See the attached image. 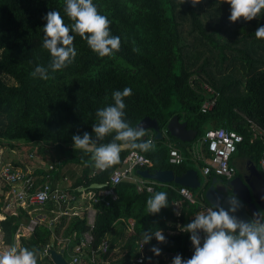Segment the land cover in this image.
I'll use <instances>...</instances> for the list:
<instances>
[{
    "label": "trees",
    "instance_id": "obj_1",
    "mask_svg": "<svg viewBox=\"0 0 264 264\" xmlns=\"http://www.w3.org/2000/svg\"><path fill=\"white\" fill-rule=\"evenodd\" d=\"M93 3L99 13L110 20L111 33L121 38L120 50L101 58L85 39L71 33L75 35V60L62 71L52 74L54 78L45 81L30 76L37 65L47 67L51 59L48 50L42 47L43 27L47 23L43 17L49 11H57L71 27L73 21L64 11L66 0H0V147L3 143H10L14 148L12 142L21 140L53 143L65 158L56 160L55 169L50 173L55 172L57 164L62 165L63 161L83 166L82 175L72 186V192L81 195L78 189L83 187L95 194L97 202L92 203L95 221L91 227L86 215L72 218L65 229L69 240L66 246L70 252L74 253L84 235L89 233L93 240L87 252L90 261L95 257L91 264H136L140 245H144L149 257H156L151 251L156 246L162 250L161 255H181L190 259L195 250L191 233L180 230L193 221L190 216L195 206L179 194L181 187L174 183L160 184L149 193L139 191L133 182L124 181L114 188L117 199L103 197L100 193L112 188V174L124 166L126 156L133 149L122 144L119 162L97 172L92 166L91 153L75 150L72 136L88 132L95 139L92 126L98 122L97 110L114 103L112 93L127 87L132 90V95L124 100L125 119L132 126L135 127L144 117H150L156 118L161 129L165 130L171 117L178 115L189 128L197 131L195 140L200 139L206 130L224 127L243 136L230 164L236 166L237 160H245L259 167L264 139L255 136L251 125L253 123L264 130V46H259L264 39L255 36L257 27L264 26V10L252 21L240 18L233 23L229 20L231 5L225 0H201L195 7L191 0L183 3L191 31L202 43L209 45L211 54L220 62V70L225 64L230 66L233 63L231 67L235 69L236 77L219 78L212 72L208 58L199 64L189 59L176 0H93ZM133 48L139 51L135 52ZM259 48L263 51L257 54ZM236 64L243 70H237ZM195 76L203 77L217 100L213 109L205 114L200 111L201 105L214 99V95L206 91L203 80ZM6 79L12 83H7ZM175 100L178 106L172 109ZM114 135L107 136L100 143L111 142ZM168 135L180 143L177 148L184 162L172 165L165 139H155L154 133L146 129V136L142 139L153 137L154 145L157 143L155 150L137 151L149 158L153 166L138 167L137 174L139 170L150 173L172 170L176 176H181L191 168L189 156L193 150L186 144L193 141L182 142L170 133ZM202 151L203 158L194 162L198 174L205 166L204 160L210 156L206 145ZM213 178L219 177L214 173L205 176L201 194L211 185ZM95 183L107 186L90 189ZM159 191L168 194L169 206L158 214H147V199ZM2 206L0 203V213L5 216L0 220L4 244L17 248L38 247V264H54L50 256H43V252L65 225V216L59 225L40 223L29 235L23 233L16 238L19 227L31 215L23 208L19 209L18 215L6 213ZM47 209L50 213L53 204ZM147 230L177 233L166 234L165 243L153 238L144 244L142 233ZM108 236L121 238L124 243V254L117 262L110 257L111 248L106 254L99 250ZM200 236L202 246L204 238L202 234ZM53 247L59 249L56 242ZM65 258L72 261L68 254Z\"/></svg>",
    "mask_w": 264,
    "mask_h": 264
},
{
    "label": "clouds",
    "instance_id": "obj_2",
    "mask_svg": "<svg viewBox=\"0 0 264 264\" xmlns=\"http://www.w3.org/2000/svg\"><path fill=\"white\" fill-rule=\"evenodd\" d=\"M188 0H183V3ZM201 0H191L193 7ZM231 5L229 20L233 23L243 18L245 21L256 19L264 10V0H225ZM67 16L73 21L71 27L67 26L64 19L57 11H49L43 19L44 37L42 47L50 53V62L47 67L37 65L30 73L33 79L49 80L52 74L62 71L76 56L74 46L75 33L87 41L88 46L99 57L111 56L121 48V38L113 35L110 30V20L101 15L93 0H66L64 9ZM257 39H264V26H258L255 31ZM133 51L138 52L137 48ZM132 95L130 88L116 90L112 93L114 103L100 108L96 112L98 122L93 124V136L84 132L83 135L72 136L74 148L91 153L92 166L99 170H107L120 160L122 144L133 150L150 152L155 150L152 139L143 140L146 130L137 125L132 126L125 119V97ZM115 133L111 142L100 143L111 134ZM120 142V143H118ZM230 209L215 204L214 209L200 212L195 219L185 225L181 230L191 233L194 254L190 259H183L176 255L172 264H264V211L253 213L251 222L239 220L229 213H235L239 203L235 197L229 201ZM169 206L168 194L164 191L156 192L146 201V212L155 215L163 208ZM179 215V212L176 213ZM206 237L201 246L200 232ZM155 238L159 243H165L166 237L162 230L142 233L144 244ZM151 251L161 255V249L153 246ZM40 250L38 247L17 248L11 246L9 250L0 253V264H38Z\"/></svg>",
    "mask_w": 264,
    "mask_h": 264
},
{
    "label": "built area",
    "instance_id": "obj_3",
    "mask_svg": "<svg viewBox=\"0 0 264 264\" xmlns=\"http://www.w3.org/2000/svg\"><path fill=\"white\" fill-rule=\"evenodd\" d=\"M215 103V99L206 100L201 105V113H208L215 106ZM255 136H258L257 132L255 133ZM202 141L205 143L206 148H208L210 153V156L205 159V166L202 168L203 175L208 176L211 173H214L221 178H232L236 173V169L235 167L231 166L230 161L237 152L238 144L243 142V136L236 133L235 131H230L224 127H220L206 130L202 137ZM169 161L172 165H181L184 162V158L177 149L171 148ZM152 166L153 163L149 158L137 150H131L126 156L124 166L112 174L110 182L112 186H116L124 181H133L136 183L139 191L146 190L147 192L151 193L154 190V186L159 183H151L141 178L134 179L133 172L138 167L149 168ZM54 169V165L49 167V171ZM260 169L264 175V152L261 158ZM0 178L12 186V195L18 204V208H23L28 212L31 208H43L48 204H53V202L58 205L68 203L69 194L66 190L55 188L50 182L45 183L41 187H37L34 177H31L28 171L15 168L10 164H5L1 168ZM18 185H22L24 187L17 189L16 186ZM179 194L190 205L195 206V212L193 215L194 219L196 214L200 212H206L208 209H214L213 206L197 200L187 187H181L179 189ZM101 196L117 199V194L114 188L103 191ZM93 201L97 202L95 196H93ZM44 220V217H34L32 222L27 226V231H34L37 225L43 223ZM93 225L94 223H92L91 226L93 227ZM200 234H202L203 238L206 237V234L203 231H201ZM84 246L85 244L82 243L81 246L76 248L77 255L73 257L71 264H81L83 258L81 253ZM48 247L49 246H47V248ZM47 248L44 250V256L48 255ZM109 249L110 243L106 240L102 241L99 250L103 254H106ZM139 251L140 255L136 259V264H145L148 255L144 250V245H140ZM92 261L95 262V257L92 258ZM168 264H172V262Z\"/></svg>",
    "mask_w": 264,
    "mask_h": 264
},
{
    "label": "rangeland",
    "instance_id": "obj_4",
    "mask_svg": "<svg viewBox=\"0 0 264 264\" xmlns=\"http://www.w3.org/2000/svg\"><path fill=\"white\" fill-rule=\"evenodd\" d=\"M176 3L178 4V6H177L178 16L180 17V20H181L182 26H183V28H182L183 39H184V42L188 44V50L187 51H188L189 59L191 61L196 62V64H199L203 59L208 58V60L210 61V66H211L212 72L214 74H217L219 78H221V77L222 78H226V77L227 78H235L237 74L234 73L235 69H233V67H231L233 65V63L230 66H228V64H225L222 67L223 70H220L221 69L220 62H219L218 58L214 57L211 54V48L209 47V45L205 44V43H202L197 38L196 34L191 31V25H190L189 20L186 18V13H185V8H184V5H183V1L182 0H176ZM259 46H261L263 48L264 42H260ZM262 51L263 50L261 48H259V51H257V54L262 53ZM236 66H237V70H239V69L243 70L242 66L239 67L238 64H236ZM232 72L234 74H231ZM221 74H222V76H221ZM195 77H199V76H195ZM199 78H200L201 81L203 80V77L202 78L199 77ZM6 81L9 84L12 83L11 80L6 79ZM202 82L204 83L203 84V88L206 91H208V92H210V93H212L214 95V99H215V102H216L217 100H216L215 94H214V92H212V89L210 88V86L208 84H206L204 80ZM239 93H240V90H239ZM177 106H178V103L175 100L172 109H174V107L176 109ZM251 128H252V130H254V132L258 133V137H261L262 139L264 138V130H262L261 128H259L257 125H255L253 123L251 125ZM152 132L154 133V136H155V132L153 130H152ZM151 138L153 139V137H151ZM165 140H166L165 143H171V144L174 145V147H177V144L178 145L180 144L177 141L172 140L171 137L169 135H166V134H165ZM196 141L197 140L191 142L190 144H186V147L194 150V152L192 151L190 153V156H189V164L191 166L195 165V163H194L195 160H193L194 159L193 157H194L195 154L199 153V150H200V144L197 143ZM12 144L14 145V148L10 147V145H11L10 143H3L1 145V147H0V170L5 165V163H7V161H11V160L16 159L17 161L23 160V162H25L28 165H30L31 168H32V165L33 166L43 165V166H45L46 169H48L47 171H49L50 165H54L55 160L58 161L60 159L63 160L65 158V155L63 153H60L59 151L55 152L56 154H54V144L53 143H47V142H42V141H39L37 143H29V142L21 140V141H14V142H12ZM156 144L157 143H155V145ZM179 147H180V145H179ZM170 150H171V148H170ZM201 154H202V158H203L204 154L203 153H201ZM204 162H205V160H204ZM246 162L247 161H243L242 162V166H244L243 163H246ZM124 164H125V162H124ZM13 167H15V166H13ZM233 167H235L236 173L240 174L242 176V171H243L242 168H240L238 165L233 166ZM36 168H38V167H36ZM98 170L99 169H96L95 171L98 172ZM25 171H28V170H25ZM51 171H54V170H51ZM135 171H136V169L134 170V172ZM244 171H245V169H244ZM28 173L30 174L31 177H33V174L30 171H28ZM236 173H235V175H236ZM261 174H262V171H261ZM44 178L48 180L47 183H49V181H50V183L53 182L52 181V177L45 176ZM219 178L220 179H224V180H231L232 179V178L227 179V178H221V177H219ZM35 182H36V179H35ZM110 184H111V182H110ZM160 184H162V183H159V184H156V185H160ZM36 186L39 187L37 185V183H36ZM7 187L12 188L11 185L7 184L4 180H2L0 178V203H3L2 209L6 213L10 212V213H13L15 215H18L19 214V209H21V208H18V204H17L15 198L13 197V195H12V197L11 196L8 197L7 199H5V197L2 195V191L6 190ZM180 187H182V186H180ZM112 188H115V186H112ZM200 189L201 188H198V189H195L193 192H191V193H193V196L195 198H197V199H199V197H200ZM101 193H100V195H101ZM71 197L72 196L69 194L68 203L71 201ZM49 205H52V204H48V205L44 206L43 208H31V209H29L28 214H30L31 217L29 219L26 218L25 219V223L22 224L21 227H19V229L17 228L18 231H17V234H16V238H19V236H21L23 233H24V235H29L31 232L27 231V226L32 222V218L34 216H36V217L40 216L41 217L43 215L46 216L47 214H49V212L47 211L48 210L47 208H48ZM30 212H32V213H30ZM0 214L2 215V217H0V220L4 219L5 218L4 215L2 213H0ZM94 214L95 213L93 212V215ZM51 218L52 217H49V219H51ZM44 221H43V223H44ZM93 227H94V225H93ZM2 240H3V232L0 231V253H3L4 251H7V250L10 249V247L5 245L4 242H2ZM105 240L110 243V247H111L110 257L112 259H114L115 262H117L118 260L121 259V257L124 254L123 249H122L123 242L122 243L116 242V240H118V237L115 238V241H114L115 245L111 243V240H110L109 236L107 238H105ZM119 240H120V238H119ZM116 243H117V246H116ZM49 247H50V245H49ZM45 248H47V247H45ZM48 248H47V252H48ZM43 254H44V252H43ZM47 256H49V253H48ZM87 256L88 255L83 256L81 264H91V263H93L92 258H91V261H90V257H88L89 258L88 259ZM111 264H114V263H111Z\"/></svg>",
    "mask_w": 264,
    "mask_h": 264
},
{
    "label": "water",
    "instance_id": "obj_5",
    "mask_svg": "<svg viewBox=\"0 0 264 264\" xmlns=\"http://www.w3.org/2000/svg\"><path fill=\"white\" fill-rule=\"evenodd\" d=\"M137 125L143 127L145 130H153L155 132V139L161 140L165 137V132L176 137L180 141L190 142L196 138L197 131L189 128L187 122L180 120L178 115L171 117L166 126V131L161 129L156 118L144 117ZM136 125V126H137ZM245 160H238L236 165L242 168L244 179L238 177L226 182L224 179L214 178L209 188L203 192V197L206 202L215 207L218 204L230 209L229 200L235 197L239 203V208L235 213L230 212V215L237 217L239 220L251 222L253 213H259V208L264 211V179L257 167L251 163H243ZM138 175L144 179L157 181L162 184L174 183L178 186L187 187L195 190L201 188L202 183L198 177V173L194 169L187 170L183 175L176 176L174 171H157L150 173L148 170H139ZM106 184H92L90 189H104ZM85 191L86 188H82ZM231 192L230 195H228ZM49 256L54 264H71L64 256V249L57 252L53 248V238L48 248Z\"/></svg>",
    "mask_w": 264,
    "mask_h": 264
},
{
    "label": "crops",
    "instance_id": "obj_6",
    "mask_svg": "<svg viewBox=\"0 0 264 264\" xmlns=\"http://www.w3.org/2000/svg\"><path fill=\"white\" fill-rule=\"evenodd\" d=\"M150 131H152V130H150ZM164 131H166V129ZM167 133L168 132H166L165 134L168 135ZM164 139H165V137H164ZM194 140H192V141H194ZM196 142L200 144V150H199V153L194 155V157H193L194 159L193 160L202 158V154L201 153L204 154V152L202 150H203V147H204L205 144L202 142V137L200 139H197ZM166 144L168 145L169 148L178 149L177 147H174V145L171 144V143H166ZM55 152H57V150H56V147H55V144H54V154H56ZM193 152H194V150H193ZM58 161H61V159L58 160ZM247 163H248V161H247ZM260 163H261V161H260ZM5 164H10L12 166H15V168L17 167L18 169H23V170L30 171L33 174L34 179H36V183H37V185L39 187L43 186L45 183L48 182V180L44 178L45 176L52 177V181L53 182H51V183L54 185L55 188L64 189L72 196V199H71V201L69 203H64L62 205H58V204H55L53 202V210H51L50 213L47 214L46 216L43 215L41 217L45 218L44 222H48L49 224L53 223V225H56V224L59 225L60 219L63 216H65V225L61 228L60 233H58L56 236L52 237L53 238V246L55 245V242H56L57 246L59 248L58 250H56L53 247L57 252H59L60 250L64 249V256L68 254V257L70 259H73V257H75L77 255L76 248L78 246H81L82 243H84L85 246L82 248V253L81 254H82V257L85 256V255H88L87 250H88V247H89L90 243L93 240V237L89 233L84 235L81 244H79L75 248L74 253L70 252L69 248H67L66 243L69 240H68V237H66V235H65V229L70 224L72 218H75V216H84V215H86V218L88 220V224L89 225H92V223H94V221H95V214L93 215V212L95 213V210L93 209V204H92V203H94L93 202V196H95V194L93 192H87L88 189L85 191L84 189H82L83 187L78 189V191L82 193L81 195H76V194H73V192H72V186L80 179V177L82 175L83 166H80V165H77V164H73V163H68L67 164V163H65L63 161L62 165L57 164V166H56L57 168H56L55 172H51L50 173L49 171H47L48 169H46L45 166H43V165H40V166H33L32 165V168H31V166L28 165L27 163L23 162V160L17 161L16 159H14V160H11V161H7V163H5ZM243 165H244V169L246 171V166H245V164H243ZM36 167H38V168H36ZM195 168H196V164L194 166H191L190 169L196 170ZM257 169L261 173L260 165H259V167H257ZM243 175L244 174L242 173V178L244 179ZM198 177H199L200 180L202 179L201 180L202 186H201V189H200V197H199V199H197V198L196 199L201 201V202H203V203H205L203 201V199H204L203 194H201V190L203 191V189H204L205 176L201 172L200 174H198ZM133 178L134 179H140V178L143 179L141 176H139L136 173V171L133 172ZM262 178L264 179L263 175H262ZM147 181L151 182V183L152 182H157V181H152V180H147ZM225 181L229 182L228 180H225ZM130 182H133V181H130ZM133 183H135V182H133ZM157 183H159V182H157ZM23 187L24 186H22V185L16 186L17 189L23 188ZM189 190L191 191V189H189ZM2 195L5 197V199H7L10 196L12 197V188H10V190H7V189L3 190L2 191ZM208 205H210V204L208 203ZM259 211H262V210L259 208ZM193 215H194V213L190 216V219L194 220ZM34 217H36V216H34ZM37 217H40V216H37ZM49 217H52V218L49 219ZM130 222L132 223V221H130ZM131 231L127 232V233L131 234ZM180 232H183V231L180 230ZM162 233L165 236L166 234L173 235V234H176L177 232L169 231L167 233H165V232H162ZM117 236H120V233H118ZM110 240H111V243L115 245V243H114L115 237H112V238L110 237ZM2 242H3V240H2ZM51 242H52V240H51ZM116 242L122 243L121 238H120V240H116ZM116 246H117V243H116ZM123 246H124V243H123L122 247ZM43 256H44V254H43ZM88 257H89V255L87 256V258ZM174 257L175 256H173V255H160V256H156V257H149L148 256V258H146V261H145L146 263L145 264H168V263H171L173 261L172 258H174ZM182 258L183 259H188V258H186L184 256H182Z\"/></svg>",
    "mask_w": 264,
    "mask_h": 264
},
{
    "label": "flooded vegetation",
    "instance_id": "obj_7",
    "mask_svg": "<svg viewBox=\"0 0 264 264\" xmlns=\"http://www.w3.org/2000/svg\"><path fill=\"white\" fill-rule=\"evenodd\" d=\"M238 177H242V176H241L240 174H237V173H236V175H235L232 179H236V178H238ZM232 179H231V180H232ZM230 194H231V192H230L228 195H230Z\"/></svg>",
    "mask_w": 264,
    "mask_h": 264
}]
</instances>
